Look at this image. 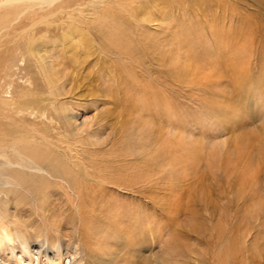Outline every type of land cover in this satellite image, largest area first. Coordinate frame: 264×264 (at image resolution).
Here are the masks:
<instances>
[{
	"label": "rangeland",
	"instance_id": "obj_1",
	"mask_svg": "<svg viewBox=\"0 0 264 264\" xmlns=\"http://www.w3.org/2000/svg\"><path fill=\"white\" fill-rule=\"evenodd\" d=\"M107 6L131 20L151 18L142 25L145 49L153 41L170 42L172 77L167 75L168 62L159 65L157 54L138 45L149 72L138 85L149 84L148 95L136 94L128 72L132 64L103 50L101 35L93 37L85 30ZM16 24L0 30V57L9 54L17 66L9 91L15 102L36 100L46 106L52 122L46 119L48 125L40 127H49V135L60 133L71 142L83 136L86 143L91 140L85 139L87 134L100 123V142L106 151L113 149L106 156L112 161L123 159L127 147L131 151L126 157L135 159L148 156V150L156 156L164 147L174 150L170 156L175 162L169 165H159L163 157L159 163L155 158L147 162L150 179L143 192L111 188L105 193L110 206L94 221L99 239L95 253L102 250L103 260L118 255L117 264L153 263L160 260L157 256H166L155 239L164 233L159 228L167 226L176 236H189L197 248L195 259L187 252L189 264H264V0H71L36 25L33 57L25 53V59L14 56L17 44H23L20 30L26 29L24 23ZM215 26L219 31L213 37ZM45 63L47 73L63 83L57 100L44 85ZM62 112L74 117L64 118ZM140 143L147 144L146 152H137ZM59 192L52 189L46 202V212L56 218L52 225L59 220L63 225L70 214H59L65 200ZM14 206L7 213L12 216L18 209L17 219L0 216V264H94L82 246L93 233L76 239L81 254L76 257L66 254L65 240L59 242V257H54L57 249L46 246L48 256L38 258L35 249L42 240L29 244L33 256L20 251L16 231L27 233L28 227L42 233L43 223L25 204ZM116 209L115 218H106ZM137 210L148 215L146 229L156 232L146 242L138 238L127 246L113 235L119 231L128 239L135 236L141 223ZM130 217L139 220L122 230L118 221ZM61 232L71 234L65 226Z\"/></svg>",
	"mask_w": 264,
	"mask_h": 264
},
{
	"label": "bare ground",
	"instance_id": "obj_2",
	"mask_svg": "<svg viewBox=\"0 0 264 264\" xmlns=\"http://www.w3.org/2000/svg\"><path fill=\"white\" fill-rule=\"evenodd\" d=\"M70 1L71 0H0V11H2L0 13V30L9 28L13 25V22H15V25H17L16 23H24L26 25V29L24 30L17 28V30H20L23 44H17L15 49L17 53L16 55L13 54L15 58H24L25 53L28 55V58L33 57L30 51V44L35 38L33 31L36 25L42 21H47L50 14L69 4ZM113 11L115 10H112L110 6L101 10L99 15L95 17V20L88 22L85 26V30L91 33L93 37L96 36L94 33L100 34L103 41L102 49L104 46L105 49H109L110 53L120 56L119 59H126L132 64L129 65L128 72L131 73V80L132 82L134 81L133 83L136 85V94H143L145 92L144 94L148 95V93H152V88L147 86L149 84L146 83L147 85L144 84V86H142L138 85V82L145 77L147 78L149 74L146 70V66H144L145 60L141 57V48L145 49L144 44L148 43L142 39L144 33L142 25L144 21H150L151 18L143 16L142 18L138 17L139 19H135L134 17L131 20V18L129 19L122 15L117 16ZM16 20H18V22H16ZM134 20H136V24L132 26ZM218 31L219 28L215 26L211 29L210 36H217ZM225 41L227 42V40ZM139 44L141 48H139ZM145 50L157 54L158 58L160 57L159 61H157L158 59L155 60V62H159V65L168 62L167 65L169 67L167 69V75L172 77V71L175 69L173 68L172 70L170 66L173 58L170 54L172 53L170 42H165L162 39L158 44L153 41L149 48ZM7 51L11 53L12 49H7ZM39 63H42L41 60ZM15 67H17L16 63L12 62L9 54H4V57H0V80H2V82H0V216L3 215L4 218L13 217L17 219L18 215L16 211L18 209L15 211V214L11 216L7 213L8 206L12 203L16 206H14L15 208H18L20 205L24 207L25 204L24 208L33 210L35 214L39 216L43 226L39 230V232L42 233H38L31 229L29 230L27 229L28 227H25L27 233H23L22 230H17L19 250H26L28 251V256H33L34 254L30 250L29 244L33 241L39 242L42 240L44 244H41L39 248L35 249L39 255L38 258L40 256H48L47 248L57 249L54 257H59L61 251L59 248L61 244L59 242L65 240L64 249L66 250V254L68 253L69 257H76L77 255H81L78 249V242H75L76 239L82 241L86 236L91 235V233L94 235L95 232L93 230L96 217H103L104 212H102V209L110 206V203L107 201L109 198L105 193L111 188L127 191L138 190L143 192L150 179V177L145 174L146 169L149 167L147 162L155 158V161L159 163V158L163 157L159 165L163 167L166 163L169 165V162H175L172 160V158H174L172 157L174 155V150L172 146L169 150L164 147L157 156L154 155L156 154L154 151L150 152L148 150L149 152L147 151V154L151 157L142 155L141 158L137 155L138 159H135L126 157L128 152L131 151L127 147L126 153H123L125 155L123 159L112 161L106 156L112 154L114 152L113 149L111 148L109 151H106L100 142L103 129L100 123L96 129L90 134H87L85 139L91 138V140L86 143L83 142L85 141L83 136L76 139L73 138L74 140L72 142L69 141L70 139L65 140L60 133L54 138L55 136L49 135V127L46 126V130L40 127V124L48 125L45 123L46 119H50L49 121L52 122V118H49L50 113H48L49 111L45 105L36 100L14 101L13 94L9 89L15 85L12 79L14 75L13 69ZM41 67L44 71V73L42 71L44 85L50 91V94L54 96L55 100H57V95H61L60 87L63 83L60 82V78H56L47 73V71L50 70L45 68L48 67L46 63L41 65ZM168 81H172V79L168 78ZM26 82L28 85L32 84L29 78ZM9 93L10 96H7ZM138 107L142 109L141 106ZM55 109L57 110L56 107ZM56 115L58 116V114ZM61 115L64 118L74 117L72 114L65 115L63 112ZM139 126L140 124H138L137 128H139ZM65 130L67 131L66 127ZM81 138L83 140H81ZM139 138L140 140L142 139L141 141L144 140L143 142H146V138ZM172 141L171 139L170 143H172ZM155 144L159 146L158 142ZM146 145L147 144H141L137 152L139 153V150L146 152L148 149ZM171 154L172 156H170ZM52 189L60 191L65 198V200H62L60 203L61 207L59 209V214H65L68 210L70 213L63 225L61 220L52 225L51 222L56 220V218L54 215L52 216L46 212L48 207L46 202L49 199L48 194H50ZM116 211L117 209L111 212V214H107L106 218L110 220L111 217L115 218L118 215ZM137 212L139 213L141 222L137 227L139 231L130 239H128V237H122L121 233L116 231L113 235L115 240L119 242L122 241L124 245L128 246L134 244L138 238L146 242L149 238L148 236L151 237V234L156 232V230H149L148 227L146 229L148 215L146 216L142 210H137ZM137 218L135 217L136 220L134 221L133 217L128 218V221L120 219L122 222H118L123 230L124 228L126 229L127 224L129 225L130 223V225H132L134 222L138 221L139 218ZM20 221L18 222L20 223ZM108 222L110 223L109 226L107 225L109 228L112 225L110 221ZM130 225L127 227H130ZM63 226L71 231L70 235L65 236L61 232ZM160 232L161 234L164 232L170 236L167 239L163 238L165 235L163 233L160 236L161 238H158V236L157 239L154 238L158 240V243L162 247V255L166 256H157L160 260H155L153 263L149 262V264H189L190 261L185 258L187 252L188 254H193V259L196 258L197 248L195 249L192 246L193 244H190L189 236L186 238L185 236L181 238L178 234L176 236L172 232H169L167 226L166 228L160 227L159 233ZM42 235H45V237ZM36 236L39 238L36 239ZM48 236H50V238ZM94 236H96V234ZM92 237H90L91 239L88 240L87 243H82L83 248L87 250L88 260L93 259L94 264H117V262H119L118 255L103 260L101 257L103 255V253H101L102 250L99 254L97 252L95 253L93 248L99 244V239L97 236V238ZM141 240L139 241L141 242ZM149 242L152 241H148V243ZM141 245L139 244V246ZM112 251L110 255H112ZM103 256H105V254ZM107 256L108 255H106V257Z\"/></svg>",
	"mask_w": 264,
	"mask_h": 264
}]
</instances>
